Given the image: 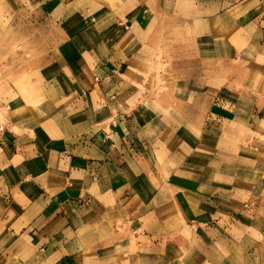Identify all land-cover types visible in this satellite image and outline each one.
Returning <instances> with one entry per match:
<instances>
[{"label": "crops", "instance_id": "1", "mask_svg": "<svg viewBox=\"0 0 264 264\" xmlns=\"http://www.w3.org/2000/svg\"><path fill=\"white\" fill-rule=\"evenodd\" d=\"M0 10V43L37 47L0 65V264H264V0ZM165 41L183 97L148 105Z\"/></svg>", "mask_w": 264, "mask_h": 264}, {"label": "rangeland", "instance_id": "2", "mask_svg": "<svg viewBox=\"0 0 264 264\" xmlns=\"http://www.w3.org/2000/svg\"><path fill=\"white\" fill-rule=\"evenodd\" d=\"M2 13L3 11L0 10V17ZM1 35H3L2 31H0V36ZM7 37L8 35L5 36L6 40H7ZM6 40H3V42L0 43V55H1L0 65L1 67L7 66L8 57L11 56L15 60V67H17L16 68L17 71L21 69L23 70L26 61L29 63V60H33L37 56L35 54V52H37L35 51L37 47L34 46V43L30 45L28 43H25L23 39H20V40H17L15 44L11 43L12 48L8 50L9 44L6 42ZM176 45L175 46L179 47V49L185 46V44L182 42L181 43L177 42ZM169 46L171 47L170 49L172 50L174 47V43L173 42L168 43V41L167 42L165 41L163 43L158 44V47L156 48L157 51H155L154 53L149 52V55H155L156 58L152 60L151 59L152 57L150 56L149 58L145 60V61H148V64H150L148 68L147 66H144L145 70L149 69L148 70L149 74L146 76L147 81H148L147 83L148 87L144 88L145 89L144 93L148 95V102H147L148 105L152 103L160 104L159 102L162 103L163 101L167 102L169 100L173 101L174 98L183 97V92L181 91V87L177 86L176 88L179 87L180 91H176L175 85H173V82L174 84H177L179 82L178 77H181V76L180 75L179 76H176V75L168 76V72L175 70V69L176 70L181 69L185 63V60L188 61L189 63L191 61L189 59H184L180 56L175 57V58H169V53H168ZM194 46L195 45L193 44V47ZM224 53L229 54L227 51L226 52L224 51ZM233 60H234L233 58H224L221 60L218 66L219 74H222L220 75V77L223 78L225 84L226 83L230 84L232 73H233V67H232ZM191 66L193 70H196V71L199 70V58L197 59L193 58ZM171 68H174V69L171 70ZM205 69L206 70L208 69L209 72H211L212 71L211 69H217V68H215V66H213L212 64H205ZM1 77L2 76H0V78ZM3 79H6V78H3ZM168 79H170V81ZM18 80H20V77L19 79H17V81ZM6 96H7L6 91H3L0 88V99L5 98ZM4 110H6V108H4ZM3 122H4L3 120L0 121V123H3ZM224 143L225 145L231 144L230 140L229 141L225 140ZM237 144L238 145L240 144L242 146L244 143L241 140L240 141L237 140ZM165 173H167V171H165Z\"/></svg>", "mask_w": 264, "mask_h": 264}, {"label": "built area", "instance_id": "3", "mask_svg": "<svg viewBox=\"0 0 264 264\" xmlns=\"http://www.w3.org/2000/svg\"><path fill=\"white\" fill-rule=\"evenodd\" d=\"M5 132H6V127H5V125L0 124V137H1V135H3V133H5Z\"/></svg>", "mask_w": 264, "mask_h": 264}]
</instances>
